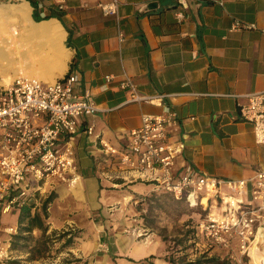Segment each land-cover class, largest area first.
Instances as JSON below:
<instances>
[{
    "label": "crops",
    "instance_id": "1",
    "mask_svg": "<svg viewBox=\"0 0 264 264\" xmlns=\"http://www.w3.org/2000/svg\"><path fill=\"white\" fill-rule=\"evenodd\" d=\"M98 1L107 0H64L61 8L55 0H35L32 7L41 16L51 6L61 11L60 20L53 19L65 31L63 46L69 52L61 76L76 75L74 91L89 92L99 110L78 119L71 141L80 180L72 187L57 181L43 185L44 193L31 213L42 214L43 200L54 195L43 218L47 230L22 232L25 239L16 247L29 243L30 236L36 240L40 234L69 229L80 235V249L92 251L100 245L94 235L88 238L96 229L98 239L112 249L107 240L116 230L112 221L133 209L126 206L128 198L168 194L155 191L153 183L100 149L99 138L127 151V134L141 124L143 113L162 114L166 107L176 113L177 127L167 129L170 142L179 149L175 176L190 166L220 179L250 181L264 170V144L255 142L252 124L239 112L245 95L264 91V0H119L116 15H104ZM235 21L255 28L233 29ZM108 74L114 80L106 85L103 77ZM125 76L133 78L142 95L165 94L163 105L129 102L118 86ZM19 214L14 208L0 215L3 228L16 229L0 232L10 245L19 229ZM156 247L145 252L138 245L131 252L137 248L138 256H133L150 264L147 256ZM12 251L28 259L29 251ZM106 256L112 264H125Z\"/></svg>",
    "mask_w": 264,
    "mask_h": 264
},
{
    "label": "built area",
    "instance_id": "2",
    "mask_svg": "<svg viewBox=\"0 0 264 264\" xmlns=\"http://www.w3.org/2000/svg\"><path fill=\"white\" fill-rule=\"evenodd\" d=\"M55 1L61 8L64 0ZM118 5L119 0L97 2L104 15H116ZM232 28L255 25L235 21ZM103 80L108 85L114 76L105 75ZM76 83L74 74L46 82L19 71L9 84L0 85V215L20 208L28 198H34L36 206L46 183L57 181L72 187L80 180L71 141L78 131V119L99 109L89 92L74 91ZM118 86L126 91L129 102L163 105L166 96L138 93L130 76L120 79ZM245 98L240 117L252 124L255 142L264 144V91ZM177 124L176 113L167 107L162 114L143 113L141 124L127 134V151L99 138L100 149L117 157L130 173L153 183L155 191L200 206L204 215L193 224L196 235L224 251L233 264H246L243 258H253L255 245L264 248V170L250 181L216 178L190 166L175 176L179 149L170 142L167 129ZM87 132L91 134L92 128ZM141 200L128 198L133 204ZM1 231L11 234L16 229L3 228L0 223ZM9 245L0 239V264L8 258Z\"/></svg>",
    "mask_w": 264,
    "mask_h": 264
},
{
    "label": "rangeland",
    "instance_id": "3",
    "mask_svg": "<svg viewBox=\"0 0 264 264\" xmlns=\"http://www.w3.org/2000/svg\"><path fill=\"white\" fill-rule=\"evenodd\" d=\"M22 1L0 0V5H17ZM28 4L30 6L29 14L32 18L33 9L29 2ZM64 39L63 36L61 48H65L63 46L65 45L63 44ZM60 46H56L51 35L29 33L25 19L17 12L13 11L8 16L0 17V85L9 84L19 71L46 82H52L61 77L63 73H58L57 66ZM51 75L53 79H50ZM126 206H131L133 209L126 211L125 217L122 219L112 221L116 225V230L111 231L107 237V240L113 245L112 249L110 247L107 249L104 240L98 239L96 229L88 238L93 239L94 235L100 245L98 249L92 251H84L79 248L81 237L76 230L61 229L56 233L40 234L36 240L30 236L29 243L25 246L19 245L18 250L29 251L28 259L19 257L21 255L19 251L11 252V245H9V255L3 264H68V262L70 264L74 262L75 264H112L110 257H107L106 254L119 258L125 264H141L139 262L142 261V258L133 256V254H138L137 248L133 250V254L131 252L132 247L138 245L145 252H148L151 247L157 246L151 254L152 257L149 255L146 259L152 264H164L162 258L173 250L178 255H183L186 260L193 259L204 251L221 257L227 256L224 251L213 247L197 235V243L185 240L183 244L171 247L179 239H182L185 230L184 224L196 220L199 212L203 211L200 206H191L185 200H177L164 193L150 198L147 196L136 204L128 202ZM112 209L116 210L117 206H113ZM65 231L71 233L69 236L73 242L70 245L66 244L69 236H60ZM0 239L7 243V240L1 237ZM19 243L17 242V245ZM143 245L146 247L144 248ZM67 246H70V252L67 250ZM243 260L246 264H256L253 258L245 257Z\"/></svg>",
    "mask_w": 264,
    "mask_h": 264
},
{
    "label": "trees",
    "instance_id": "4",
    "mask_svg": "<svg viewBox=\"0 0 264 264\" xmlns=\"http://www.w3.org/2000/svg\"><path fill=\"white\" fill-rule=\"evenodd\" d=\"M31 4L32 7L36 6L35 0H27ZM61 11L56 9V7L51 6L49 8V11L41 16L38 11H33L32 18L35 22L40 21H49L53 18H57L60 20L61 18ZM65 40V39H64ZM64 44V41H63ZM65 46V45H64ZM54 195L51 194L50 196L46 197L41 205V212H34L31 213L32 208L35 207L34 198H28L19 208L20 214H19V229L16 235L13 236V242L11 244V248H17V242L20 240L25 239V237L22 235V232H31L33 228H39L43 233L46 232L47 226L45 225L44 219L47 216V205L48 203L53 199ZM204 215V211L199 212L198 218L195 220L189 221V223L184 224L185 230L184 235L182 239H179L176 244L174 243L171 247H175V245H181L183 244V241L189 240L192 243H197V236L195 232V228L193 227V224L196 223L202 216ZM69 236V231H65L62 233V237ZM186 236V237H185ZM73 242V239L69 236L66 244L70 245ZM181 250V249H178ZM149 257H152L150 255ZM162 261L164 264H233L232 260L228 257H221L219 255L209 254L207 251H204L200 253L198 256L194 257L193 259L186 260L183 255H178L177 253L172 251H169L168 254L162 258ZM152 264V263H150Z\"/></svg>",
    "mask_w": 264,
    "mask_h": 264
},
{
    "label": "bare ground",
    "instance_id": "5",
    "mask_svg": "<svg viewBox=\"0 0 264 264\" xmlns=\"http://www.w3.org/2000/svg\"><path fill=\"white\" fill-rule=\"evenodd\" d=\"M13 11L19 13L20 16H23V18L25 19L28 25L29 33H31L32 35H37V34L51 35L54 38L56 46L59 47L61 45L64 31L61 25L56 20L35 22L29 14L30 6L28 2H26L25 0H23L21 3L17 5H13V4H10L8 6L0 5V17L8 16V14ZM68 53H69L68 49L63 47L61 48L60 46V49L58 51V59H57L59 74L63 73V70L66 67V60L68 59V55H69ZM52 78L53 77L51 75L50 79ZM143 247L145 248L146 245H143ZM251 254L256 264H264V248H259L258 245H255Z\"/></svg>",
    "mask_w": 264,
    "mask_h": 264
}]
</instances>
